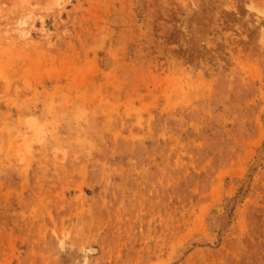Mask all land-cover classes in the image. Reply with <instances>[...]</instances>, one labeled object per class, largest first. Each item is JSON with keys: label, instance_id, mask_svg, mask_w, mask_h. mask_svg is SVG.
Instances as JSON below:
<instances>
[{"label": "rangeland", "instance_id": "1", "mask_svg": "<svg viewBox=\"0 0 264 264\" xmlns=\"http://www.w3.org/2000/svg\"><path fill=\"white\" fill-rule=\"evenodd\" d=\"M0 264H264V0H0Z\"/></svg>", "mask_w": 264, "mask_h": 264}]
</instances>
